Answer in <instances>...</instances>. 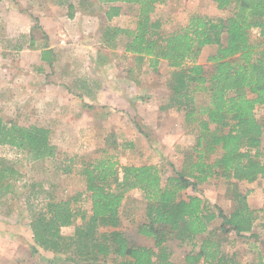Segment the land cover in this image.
<instances>
[{
    "label": "trees",
    "instance_id": "1",
    "mask_svg": "<svg viewBox=\"0 0 264 264\" xmlns=\"http://www.w3.org/2000/svg\"><path fill=\"white\" fill-rule=\"evenodd\" d=\"M99 1L97 9L108 21L121 14L119 4L137 8L134 28L106 27L103 45L115 48L123 41L122 49L134 58L136 67L147 60L149 68L158 72L163 61L173 70L166 108L182 110L185 125L196 126L194 153H185L180 169L171 164L172 175L163 177L154 165H119L116 155L107 154L119 144L109 140L80 171L89 195L88 216L72 207L77 198L54 201L50 196L44 212L32 213V254L39 250L52 254L49 264H175L167 246L175 241L178 247L188 248L182 264H243L228 257L222 245L230 234L246 241L259 239L253 231L259 227L264 233V220L256 225L257 211L249 207L246 194L233 190L235 207L226 215L209 205L198 187L212 178L264 180V0H210L217 10H229V15L193 14L185 25L167 34L154 16L155 8L168 0ZM86 2L80 0L82 6ZM208 46L215 47L207 57L210 72L196 63ZM198 94L205 105L196 110ZM257 108H262L261 120L256 118ZM0 146L21 150L32 161L56 159L58 154L46 127L23 126L1 117ZM69 162L64 173L72 170L73 159ZM19 177L12 167L0 166V205L6 196L12 197V183ZM188 189L193 194L183 196ZM132 190L141 192L146 203L144 222L136 232L151 240L152 247L130 245L126 235L116 230L122 202ZM78 216L82 223L71 237H63L61 229L72 226ZM216 221L217 228L209 229ZM101 227L113 230L101 232ZM255 254L253 262L244 264H264L262 254Z\"/></svg>",
    "mask_w": 264,
    "mask_h": 264
},
{
    "label": "rangeland",
    "instance_id": "2",
    "mask_svg": "<svg viewBox=\"0 0 264 264\" xmlns=\"http://www.w3.org/2000/svg\"><path fill=\"white\" fill-rule=\"evenodd\" d=\"M12 1L0 2L2 19L9 13L7 18L9 23L0 22V117L6 122H15L23 126L32 124L46 127L50 130V140L57 148L58 154L56 159L32 161L21 150L0 146V166H10L20 175L12 183L10 189L12 197L6 196L0 205V264H49L53 257L52 254L42 250L32 254L30 250L32 234L29 223L32 213L44 212L51 196L54 201L77 198L72 202V207L75 210H81L86 217L88 216L90 212L89 195L85 192L84 177L81 176L80 171L90 160L89 158L93 157L110 140L109 134H113L114 139H117L120 144L130 142L133 145L130 148H123V151H121L122 147L117 150L113 148L107 150L108 155H116L119 165H154L159 167L163 177H166L172 175L173 168L180 169L185 153H194L197 128L195 125L186 126L182 110H177L174 106L169 107V113L166 114L155 112L157 104L168 103L170 92L168 82L171 80L173 70L168 69L165 64H160L158 66L160 70L154 72L147 67V61H144L140 67H136L134 58L123 52V45L120 43L123 41H118L117 49L113 50L115 59L113 60L114 57H112V60H109L104 67L105 82L113 90L111 93L110 90L106 92L107 96L104 101L113 102L112 97L118 94L115 112L114 110L109 111L107 106L101 110L97 106L95 111L99 110V113L89 116L83 114L84 108L78 103L68 105L66 101L67 104L61 105L63 92L51 91L48 86V77H45L48 70L45 68L46 73L41 74H35L32 70L39 56L36 53H28V55L24 51L27 41H22L19 37L22 35L20 33L28 30V23L20 21V17H12ZM70 1L71 4L76 5L78 11V0ZM88 1L84 6L80 5V8L99 12L97 5L100 6L102 3L99 0ZM199 1L207 3V0H168L164 5L157 7L158 10L154 17L161 20L162 32L167 34L179 29L196 12L201 11L209 16L220 18L229 15V10L219 11L210 2L202 6L203 10H200L196 6ZM119 6L122 9L121 14L104 23L102 28L107 25L122 29L134 27L137 8L124 4H119ZM66 7L67 4L62 9L65 10ZM38 10L36 7L32 9L34 14H37ZM60 21V24L63 22V31L51 32L48 26L46 29L49 34H53V37H58L61 32L66 33L65 37H59V39L65 43L64 45L69 43L68 45L72 48L69 51L74 50L72 53L64 51L66 56L74 58L71 59L72 62L74 61L72 65L77 68V73L73 74L75 82L73 85L71 82V87L78 88L77 81L85 76L89 79L93 75L98 77L96 69L88 64L93 57L106 59L110 52L103 51L98 48L99 45H96L99 23L94 25L92 23L96 20H87V23L78 29L73 26L70 28L64 19ZM38 36L40 37V34ZM256 36V32L253 31L251 38L254 40ZM23 37L26 40L28 36L23 35ZM51 39L56 40V38ZM85 40H88L89 45L84 48ZM214 50L213 46L204 47L196 60L197 64L208 67V72L211 70V64L207 63V57L213 54ZM73 53L79 54L80 57L75 58ZM59 55L58 61L63 63L66 57ZM126 77L128 81L124 80ZM94 86L91 85V88L93 89ZM149 94L159 98L158 101L151 100ZM121 95L124 97L121 98ZM196 101V110L205 105L200 94L197 95ZM125 109L129 110L128 114L124 113ZM255 115L257 119H263L262 108H257ZM171 116L175 118V121H171ZM104 117L107 119L102 121L101 118ZM83 125L87 127L82 129ZM165 126H167L166 129ZM69 159H73L70 166L72 170L64 173L62 171L64 167L70 165ZM198 189L201 197L209 205L218 206L226 215H229L235 207L233 190L246 194L249 207L257 211L256 225L264 220V180L246 183L212 178L200 185ZM192 194V189L182 193L183 196ZM145 206L143 195L138 190L129 191L122 202L119 210L120 225L116 230L126 235L130 245L146 247L153 245L151 240L139 236L136 232L138 226L144 222ZM81 223L80 216H78L72 226L61 229V235L65 238L71 237ZM218 225L219 222L216 221L209 229L217 228ZM112 230L110 227L100 228L101 232ZM253 232L259 234V239L246 241L230 234L222 245V251L228 257L234 256L243 264L253 262L256 258L255 252L261 253L264 259V246L261 243L264 242V233L259 227H256ZM254 241H256L255 250L251 246ZM167 246L172 251L171 260L175 264H182L188 248L178 247L175 241L168 242ZM54 264L68 263L56 262Z\"/></svg>",
    "mask_w": 264,
    "mask_h": 264
},
{
    "label": "crops",
    "instance_id": "3",
    "mask_svg": "<svg viewBox=\"0 0 264 264\" xmlns=\"http://www.w3.org/2000/svg\"><path fill=\"white\" fill-rule=\"evenodd\" d=\"M12 2H13V7H12L13 16L12 17H20L21 18L20 21H23V22L26 21L28 23V30L26 32L20 33L22 35L19 37V39H21L22 41H27V47L24 48V51H26L27 54L36 53L39 56L38 60L33 65L32 70H34L35 74H41L42 72H44L45 68L46 70H48L47 73L46 72L44 73H46L45 77H48V82H49L48 86L51 89V91H57V92L62 91L63 92L62 93L63 99H62L61 105H64L67 103L68 105L78 103L84 108L83 114L89 115V116L91 115L94 116L99 113L98 112L99 110L95 111L97 106L99 107L100 110L104 109V107L107 106L109 108V111L114 110L113 112H115L116 103L119 98V96H117L118 94L112 97V99L114 100L113 102L111 101L107 103L104 101L107 96L105 95L106 92L110 90L109 92L111 93V90H112L105 82L104 67L109 63V60H112V57H114L113 60L115 59L113 50L116 48V47L114 48L111 46L107 47L105 46V44L103 45V42H102L103 30L106 27H109L107 25L102 28V25L104 23L109 22L108 20H106L104 13L101 10H98L99 12L97 11L94 12V11H87L85 9H81L80 0L77 1L78 7H79L78 11H77L76 5H74V3H72L73 4L72 5L70 0H25V1L13 0ZM209 2L212 6H215L214 3H212L210 0H207V3L206 1H199L196 6L200 10H203L202 6L204 7L208 5ZM66 4H67V7L65 10H63L62 7H65ZM159 6L161 5H158L157 7ZM35 7L39 9L37 11V14H34L32 11V9ZM157 7L155 8V15L158 10ZM200 13L205 14V12H201V11L196 12V14H200ZM8 16H9V13L7 17L6 15H4L3 17V19L5 18L4 19L5 22H4L2 19V16L0 15V22H3L5 24L6 22L9 23V20L7 19ZM61 19H64V22H68V24L70 25V28H72L73 26L76 29H78L79 27H83V25L87 23V20H96V22L94 21L92 22L93 25L95 23L96 24L99 23V25H97L96 45H99L98 47L99 49H102L103 51H106V52L107 51L110 52L109 55H107L109 57L106 59H102L101 57L98 58V56L95 58L93 57V59L88 64L89 66H91V68L96 69L97 71L96 74L98 77H96V75H93V77L89 79L88 77L85 76L83 79L77 81L78 88L71 87V82H72V85L75 82L73 74L77 73L76 72L77 68H75V66L72 65L74 61L72 62L71 59H74V58L72 56H68V55L66 56L65 55L66 53L64 51V50L69 51L72 48L70 45H68L69 43L64 45L65 43L61 39H59V37L60 38L65 37L66 33L61 32L59 33L58 37L57 36L53 37V34L51 33L49 34V31H47L46 29V26H48L47 28L48 29L50 28L51 32L55 31V33H57L58 31H63V27H62L63 22L60 24ZM133 28H130V29H133ZM12 30L14 31V29ZM36 30H39L40 32H37ZM41 32H43L45 35H42ZM35 33L37 34L35 35ZM39 34H40V37L38 36ZM23 35L28 36L26 37V40L23 37ZM31 36H32V40H31ZM51 38H56V40L51 39ZM87 42L88 40H85L83 42L84 48L89 45V43ZM19 47L20 46H18V48ZM43 51H46V55L43 54ZM69 52L72 53L74 52V50L69 51ZM59 54H62V56L66 57V60L63 63L58 61V59L60 58ZM73 56H75V58L80 57V55L76 53ZM160 64L166 65V63L163 61ZM147 67L149 66L147 65ZM124 80L128 81L127 77ZM98 81H101V83H98ZM91 85H95L93 89L91 88ZM109 95L108 97L110 98L111 95L110 96ZM124 95L127 96V94H124ZM148 96L151 100L156 99V101H158L159 99V98H155V95L149 94ZM120 97L122 98L124 96L121 95ZM66 101L67 103H65ZM169 109L170 108H166V104L165 105L157 104L155 112L157 114L158 113L166 114V113H169ZM130 110L132 111V108H130ZM128 112L129 110L125 109L124 113L128 114ZM143 116L145 115L143 114ZM171 118H172L171 121H175V118L173 116H171ZM101 119L102 121H105L107 118L104 117ZM86 127L87 126L83 125L81 128L85 129ZM166 127L167 126H165V129ZM109 139L112 141H116V143L119 144V147L123 146L124 148L125 147L130 148L133 146L132 143L130 142L120 144L117 141V139H114L113 134H109ZM121 151H123V149H121Z\"/></svg>",
    "mask_w": 264,
    "mask_h": 264
}]
</instances>
